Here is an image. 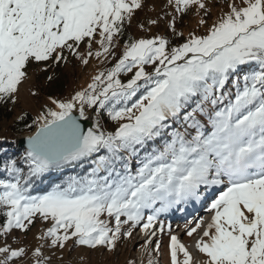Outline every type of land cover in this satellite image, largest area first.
<instances>
[{
    "label": "snow or ice",
    "instance_id": "snow-or-ice-1",
    "mask_svg": "<svg viewBox=\"0 0 264 264\" xmlns=\"http://www.w3.org/2000/svg\"><path fill=\"white\" fill-rule=\"evenodd\" d=\"M166 6L178 42L127 34L144 0H0V106L18 104L34 66L106 65L67 98L48 95L32 124L18 116L35 131L22 155L0 157V264L115 252L137 229L140 264L165 251L167 264H264V0ZM190 13L204 31L185 38L177 17ZM173 209L190 217L191 244L159 219ZM37 220L30 255L7 243Z\"/></svg>",
    "mask_w": 264,
    "mask_h": 264
},
{
    "label": "rangeland",
    "instance_id": "rangeland-1",
    "mask_svg": "<svg viewBox=\"0 0 264 264\" xmlns=\"http://www.w3.org/2000/svg\"><path fill=\"white\" fill-rule=\"evenodd\" d=\"M215 3L216 0H213ZM145 7L137 10L134 14V18L131 24L127 27L128 32L133 37H145L150 38L153 35H165L173 42H178V38L173 37L171 31L166 29V25L169 23L173 9L166 6V0H144ZM219 10L217 8L213 9L214 15L212 19H215V13ZM167 14V15H166ZM151 19H156L158 23L156 25H149L147 22ZM199 17L195 16L194 13H190L185 16L182 20L177 17V30L183 31L185 38L189 31L195 30L198 33H202L204 29L197 25V20ZM143 23L149 31H143L139 25ZM106 65L100 64L96 60H92L88 66H82L78 62H72L68 65H61L59 70H61V76L63 75V80L68 82V86L64 89L65 93L63 95H53L56 98H67L69 95L73 94L76 90L83 88L90 82V77L95 74V71L99 68H103ZM110 66V65H108ZM52 69V68H51ZM53 70V69H52ZM32 79L26 82L20 89L19 102L17 105H7L0 106V140H7V136L12 135L13 146L17 147V139L23 133H19L13 129L14 123L18 120V116L22 112L26 111L30 113L33 119L36 117L38 112L41 110L42 106L47 102V96L52 95L49 92L50 88L56 85V79L52 82L47 80L49 73L39 72L35 70V66L32 70ZM47 74V76H46ZM30 90H35L39 92L38 97H32L30 95ZM49 106H51L49 104ZM35 128V125L33 129ZM32 129V130H33ZM32 130L28 131L31 132ZM27 133V132H26ZM191 209H189L190 211ZM203 209H199L198 213H193L194 215L200 214ZM203 217L208 218V213L205 211ZM166 218V220H165ZM173 219V222L170 220ZM184 212L176 211L175 209L170 210L168 213L162 214L160 220L166 223H171L173 229L180 232L183 240L191 244L192 240L183 234V226L185 225L186 219H189ZM180 220L182 227L176 228V222ZM47 225L42 224L39 220L36 221L35 225L31 227L30 231L27 233L20 232L19 230H13V232L6 238L7 243L13 248L15 247H26L29 250V255L31 250L37 245L38 241L35 239L39 235V231ZM142 234L139 233V229L134 232L133 240H124L118 242V247L115 252H106L102 249L96 251H90L85 247L77 246L71 253H68L66 249L63 253L64 260L61 261L58 257L61 255L60 252H55L53 259V264H126V261L131 258H135L137 264H140V249L138 243L142 242ZM164 243H167V236L161 237ZM5 242V237L0 236V246H3ZM134 242L137 244L134 247ZM81 256L84 259H81ZM27 259V258H26ZM19 264V262H17ZM161 264H167L166 251L163 254V259Z\"/></svg>",
    "mask_w": 264,
    "mask_h": 264
},
{
    "label": "trees",
    "instance_id": "trees-1",
    "mask_svg": "<svg viewBox=\"0 0 264 264\" xmlns=\"http://www.w3.org/2000/svg\"><path fill=\"white\" fill-rule=\"evenodd\" d=\"M126 32L128 35H131L128 32V30H126ZM52 69L50 68L49 69L50 73L49 71L48 73L52 75L54 79H56V85L51 87L49 92H51L52 95H63L65 93L64 89L68 86V82L63 80V75L61 76V70H59V67L53 66ZM26 120L28 124H32L33 117L30 115V113H28ZM33 127L26 128L23 122L16 120L14 123L13 129L19 133H26L32 130ZM7 137H8L7 140H4V141L0 140V157L5 156V155L9 157H19L20 155H22L24 151L13 146V142H12L13 136L9 135ZM4 175H6V173ZM33 194L35 195V194H42V193L38 191V192H34Z\"/></svg>",
    "mask_w": 264,
    "mask_h": 264
},
{
    "label": "water",
    "instance_id": "water-1",
    "mask_svg": "<svg viewBox=\"0 0 264 264\" xmlns=\"http://www.w3.org/2000/svg\"><path fill=\"white\" fill-rule=\"evenodd\" d=\"M35 131V128L31 132L23 133L17 139V148L20 150H25L26 148V137L31 135Z\"/></svg>",
    "mask_w": 264,
    "mask_h": 264
},
{
    "label": "bare ground",
    "instance_id": "bare-ground-1",
    "mask_svg": "<svg viewBox=\"0 0 264 264\" xmlns=\"http://www.w3.org/2000/svg\"><path fill=\"white\" fill-rule=\"evenodd\" d=\"M205 213V211L204 210H202L201 212H200V216H203V214Z\"/></svg>",
    "mask_w": 264,
    "mask_h": 264
}]
</instances>
